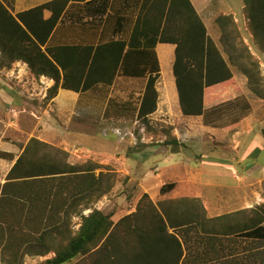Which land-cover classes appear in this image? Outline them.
I'll list each match as a JSON object with an SVG mask.
<instances>
[{"label":"crops","instance_id":"0c3cea01","mask_svg":"<svg viewBox=\"0 0 264 264\" xmlns=\"http://www.w3.org/2000/svg\"><path fill=\"white\" fill-rule=\"evenodd\" d=\"M2 1L17 15L52 0ZM191 1L201 14L198 5L204 0ZM139 10L136 0H71L46 45L97 46L129 40ZM51 16L52 11L44 9L43 17ZM175 50V44L162 42L153 50H129L112 84L99 83L79 92L60 88L51 99L43 97L40 82L44 80L49 90L54 79L36 76L23 61L0 68L2 226L8 215L35 213L10 204L11 194L3 195L9 172L32 138L48 145L41 152L58 151L64 157L66 151L67 161L74 163L71 157L77 155V146L91 143L99 134L111 138L112 133V151L95 149V154L108 156L101 163L113 162L114 179L124 188H134L132 199L138 201L143 194L155 203L184 199L171 205L176 213H185L190 224L169 229L182 244L179 264H264V238L252 235L261 215L256 209L264 204V104L260 108L254 103L249 114L230 126L208 123L204 115L185 116L173 72ZM19 67L21 76L16 77ZM151 76H157L158 103L148 115V129L139 112ZM39 91L42 94L30 97ZM155 137L158 140L152 143ZM170 183L174 187L162 193L161 188ZM188 214H194L193 222ZM2 226L0 264H17L21 251L11 255V234ZM53 255V251L38 255L28 250L24 264H41Z\"/></svg>","mask_w":264,"mask_h":264},{"label":"trees","instance_id":"16d2710c","mask_svg":"<svg viewBox=\"0 0 264 264\" xmlns=\"http://www.w3.org/2000/svg\"><path fill=\"white\" fill-rule=\"evenodd\" d=\"M70 1L52 0L13 15L0 0V68L23 61L36 76L54 79L55 84L47 95V99H51L60 88L79 92L99 83L112 84L129 50L148 51L159 42L173 43L176 45L173 72L185 116L204 115L208 123L230 126L250 113L251 105L247 100L240 109L242 114L228 121L216 112L219 108L214 105L207 108L208 90L231 83L234 72L208 34L204 19L191 0H136L140 10L129 40H111L97 46H47ZM243 2L253 34L264 48V0ZM44 9L52 11L49 19L43 17ZM227 17L219 16L217 21L223 26ZM252 72L249 67L244 68L249 87L264 98L261 77ZM156 82L157 76L149 78L139 112L141 122L148 129H151L148 115L157 109ZM47 146L32 138L3 187L4 196L12 195L8 198L10 204H20L21 209L35 212L32 216L8 215L2 219L11 234L8 248L12 256L17 255L21 247L31 246V252L38 255L54 252L52 258L41 264L180 263L182 244L169 229L190 224L185 213H176L173 209V203L184 199L155 203L148 194H143L136 210L115 220L114 213L93 206L112 190L114 178L110 172L97 174L95 170L101 167L98 164L69 163L58 151L41 152ZM174 185H164L161 192L171 190ZM87 209L91 211L86 214ZM256 212L261 215L256 221V233L252 235L264 238V204ZM79 215L80 227L73 232V217ZM188 215L193 222L191 215L194 214ZM196 215L200 214L196 212Z\"/></svg>","mask_w":264,"mask_h":264},{"label":"rangeland","instance_id":"374dc122","mask_svg":"<svg viewBox=\"0 0 264 264\" xmlns=\"http://www.w3.org/2000/svg\"><path fill=\"white\" fill-rule=\"evenodd\" d=\"M203 2L204 5H198L199 8H201V14H199L202 18L204 17L203 19H205L209 26L208 34L220 48L226 60H228L233 72L236 73L234 74L231 83H225L210 88L207 92L205 103L219 108L216 112L220 113L221 117L225 116L228 121L237 117L238 114H242L240 109L245 100L250 103L251 107L256 102L260 108L261 105L259 104H264V98L259 97L250 89L248 77L244 73V68L249 67L253 71V74L261 77V85L264 89V48L258 43L253 34L243 0H204ZM223 15L229 17L223 20L224 25L222 26V24L217 21V18ZM230 58H235V61L232 59L230 60ZM257 87L259 88V85H257ZM87 127L89 126H85V128ZM138 127L139 125H137V128ZM87 130L91 131L92 129ZM99 136L101 135L99 134ZM99 136H96L89 144L82 143L80 146H77L76 149L79 150V152L77 155H72L75 160L71 157V162L77 164L92 163L101 165L103 169H105L104 172H110L111 178H117L116 172L112 171L114 170V167L111 160L106 163H101V161L105 160L108 156L105 154H102L103 156L95 154V149L97 151H112L114 148L113 136L115 135L109 133L111 138ZM252 137H254V135ZM157 140L158 139L155 137L151 142L154 143L157 142ZM94 144H96V147L93 146ZM100 147L102 150L99 149ZM89 149H92L93 151L89 152ZM64 157L70 160L69 155H64ZM99 168L100 167L95 170L96 173L100 172ZM113 181L114 186L112 190L95 202L93 206L102 209L106 213H114V218L117 220L128 211H131L134 208V210H136L138 201L132 199L134 188H124L120 186V184H117L118 182L116 179ZM135 200L137 202L134 204ZM90 211L91 209H87L84 213L87 214ZM81 221L82 219L80 215L73 217V232H76L79 229ZM7 230H9V228ZM30 247L31 246L20 248L21 255H19L20 258H18L19 260L17 261V264H24V261L27 258V256H24V252H27ZM29 251H31V249ZM39 263L40 261L38 264Z\"/></svg>","mask_w":264,"mask_h":264},{"label":"built area","instance_id":"2783aa9c","mask_svg":"<svg viewBox=\"0 0 264 264\" xmlns=\"http://www.w3.org/2000/svg\"><path fill=\"white\" fill-rule=\"evenodd\" d=\"M20 74H21V69L19 67V70L16 71V75L15 76L16 77H20L21 76ZM40 84H41V87L43 88V91H44L43 97H47L46 95H48L47 94L48 86H47L46 82L44 80H41ZM40 94H42L41 91H39L37 94H34L33 92H31L29 95H30L31 98H35L36 96H38Z\"/></svg>","mask_w":264,"mask_h":264}]
</instances>
